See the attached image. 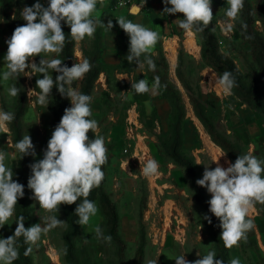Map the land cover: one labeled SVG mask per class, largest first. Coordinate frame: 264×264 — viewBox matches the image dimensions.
<instances>
[{"label": "rangeland", "instance_id": "obj_1", "mask_svg": "<svg viewBox=\"0 0 264 264\" xmlns=\"http://www.w3.org/2000/svg\"><path fill=\"white\" fill-rule=\"evenodd\" d=\"M220 1L223 5L212 0L214 18L208 27L215 35L220 56L232 62L239 83L253 94L256 86L264 85V0H245L244 7L247 8L244 16L241 11L233 31L228 34L223 32L221 23L226 19L224 13L228 5L226 0ZM34 3L36 0H4L3 13L0 12V110L14 113L18 102H23L21 113L18 116L14 114L22 138L28 133L35 146L36 155H28V179L31 175L30 165L43 158L55 128V110L62 99L67 98L53 88L48 106L36 103V96H32L29 102L27 91L35 89L36 80L43 78L39 73L31 77L21 73L18 79L2 80L6 41L16 27L26 24L20 14L22 9ZM40 3L47 7V0H40ZM170 17V35L174 37L172 48L175 45L177 49V63L181 55L180 75L176 65L169 68L162 52L151 55L156 63L154 72L145 65L141 73L136 70V64L134 70L129 72L106 68L99 60L100 30L96 29L93 37L86 36L83 40L87 47L83 50L82 59L93 60L97 68L94 72L90 71L96 75L87 93L92 97V116L89 119L98 122V130L93 133L95 137H105L108 150V161L102 166L105 177L100 188L108 194L117 212L116 224L113 221L107 224L97 194L93 201L99 209L97 216L91 219L88 226L79 225L75 243L78 247H85V255L90 257L89 264H132L140 244L141 227L145 232L143 264L156 260L157 264H175L174 259L181 255L187 261H194L199 258L197 254L203 256L208 251H215L218 259L217 233L204 219L207 211L197 201L192 179L185 166L177 162L175 155L192 160L200 178L204 168L214 169L217 166L214 160L223 154L226 155L219 158V164L228 167L227 161L234 163L235 157L229 155L213 138V131L218 139L228 140L239 148L240 155L251 153L264 160V112L253 104L254 96L245 97L234 91L225 96L219 86H214L216 78L222 73L203 60L200 37L194 33V44L191 45L187 40L188 35L174 23L183 17L179 13ZM241 22L247 25L246 29L241 27ZM68 29L70 32L69 26ZM245 30L248 32L245 33ZM41 56L55 58L57 54L42 53ZM72 56L66 65L68 67L80 61L75 55L74 40ZM58 58L62 60V53ZM33 59L38 64L41 57L30 58L29 63ZM50 74L53 79L58 75L54 71H50ZM157 76L161 85H166L162 91L167 99L170 94L171 112L170 108L167 112H160V105L154 101L158 91L154 95L132 91V81L146 79L151 85ZM85 77L86 74L83 79L74 81L71 87L83 93ZM183 80L192 85L190 91L186 90ZM13 84L20 89L17 97L7 93V88ZM190 96L199 100V103L194 100L196 108L205 115L208 124L196 115ZM67 100L68 107H71L70 100ZM10 125L0 128V150L7 153L5 163L12 167L15 180L19 154L13 146L15 142ZM144 152H147L149 159L158 162V175L148 178L142 174ZM204 190L211 199V194L206 188ZM32 197L29 189L27 204L30 226L42 223L40 217L49 215L40 209L39 203ZM63 206H59L58 213L51 214L66 222ZM250 218L254 221V228L247 233L246 240L228 249L229 258H239L241 264H264V205L257 202ZM97 224L105 236L112 237L111 242L96 238L93 227ZM13 228L14 215L2 229L8 237L14 234ZM65 230L66 223L43 234L32 246L35 264H67L63 240Z\"/></svg>", "mask_w": 264, "mask_h": 264}, {"label": "clouds", "instance_id": "obj_2", "mask_svg": "<svg viewBox=\"0 0 264 264\" xmlns=\"http://www.w3.org/2000/svg\"><path fill=\"white\" fill-rule=\"evenodd\" d=\"M162 2L165 5L162 16L183 14L184 18H178L174 23L189 36L203 32L213 21L212 0ZM97 3L98 0H47L45 7L40 0H36V3L30 7L25 6L20 13L26 24L16 27L6 41L7 52L3 57L5 70L2 72V80L7 82L10 79H18L21 73L28 77L36 73L42 74L43 78L36 80V88L27 91L29 102L32 96H36V103L48 106L52 89L56 88L61 96L70 100L71 107L64 109V114L47 142L43 158L30 165L31 175L27 187L32 191V198L39 203L40 209L49 215L40 217L42 223L27 228L25 217L19 216L14 234L0 238V264H13L18 258L17 241L20 237H23L24 243L28 245L24 253L28 255L43 234L63 226L66 222L51 214L58 213L60 205H72L83 197L75 209L79 218L77 223L82 227L88 226L91 219L98 214V206L87 197L91 190L99 187L104 180L102 166L108 161V150L104 136L97 135L96 138L90 139L88 135L90 131L98 130V122L89 119L92 116V97L71 87L74 81L83 79L92 65L84 58L68 67L58 58L64 50L67 38L62 30V22L67 23L70 36L77 42L84 40L86 36L93 37L98 24L108 30L114 27L112 20H108L105 25L94 18ZM226 4V19L221 23L223 32L228 34L233 31L234 23L245 6V0H226ZM116 22L129 37L125 59L130 64H136V70L141 73L145 65L149 71L154 72L156 63L151 58V52L161 38L160 33L124 16L116 18ZM241 27L246 29L247 25L241 22ZM42 53H55L57 56L46 58L41 56ZM37 56L41 57L38 64L34 59L29 63L30 58ZM50 71L58 73L55 79ZM214 86H219L223 94L228 96L238 85L232 72L225 71L216 78ZM161 87L158 76L151 85L146 79L132 81L131 84L132 91L136 94L154 95ZM7 93L11 97H17L20 89L13 84L7 88ZM14 119L13 112L0 110V128L6 127ZM13 146L21 154V158L36 155L35 146L28 133ZM224 155L226 154L221 156ZM6 157L7 153L0 150V228L13 217L18 200L24 196V185L13 179L14 173L12 167L6 165ZM219 158L214 160L217 164L214 169L204 168L203 176L196 180V184L206 188L211 194L208 201L209 212L219 219V227L222 230L220 240L226 248L231 249L246 240L247 233L254 228V221L250 218L254 205L257 202L264 204V160L251 153L242 154L237 156L234 163L227 161L228 167L225 168L219 164ZM141 172L148 178L158 175V162L148 159L141 167ZM204 219L209 224L212 223L209 216L205 215ZM93 232L98 240L111 242L112 237L105 236L98 224L93 227ZM197 256L199 258L194 261H187L184 255L178 256L174 259L175 264H225L222 259L216 258L215 251ZM149 264H157V260L149 261ZM228 264H241V261L239 258H233Z\"/></svg>", "mask_w": 264, "mask_h": 264}, {"label": "trees", "instance_id": "obj_3", "mask_svg": "<svg viewBox=\"0 0 264 264\" xmlns=\"http://www.w3.org/2000/svg\"><path fill=\"white\" fill-rule=\"evenodd\" d=\"M217 2L220 5H223V2H221L220 0H217ZM3 3H4V0H2V6H3ZM246 8H247V6L242 9V11H243L242 16H244V11ZM180 15L183 17V14H180ZM62 30L64 31V33L67 37L65 47H64V50L62 52V60H63V63L65 65H68L73 58V56H72L73 39L70 36V32H69L67 23L62 22ZM247 32L248 31L245 30V33H247ZM197 35L200 37V41H201V47H202L201 48V54H202L203 60L207 64L213 66L220 73H224L225 71L232 72V74L236 78L237 85H238L237 87H235L233 89V91L234 92H240L245 97L246 96L250 97V95H253L254 96L253 104L256 107L262 109L264 112V85L256 86V90L254 91L253 94H251L250 90L246 89L245 86H243L239 83L238 75L235 72V69H234L232 62H230L226 58H222L220 56V54L218 53L217 41L215 39V35H214L213 31L209 27H207L203 32H197ZM128 48H129V42H127L125 40V32L123 30H121V32L119 34V49H120V53L123 57L121 69L125 72H129V71L134 70L133 69L134 63L130 64L125 59L126 55L128 54ZM89 61H90V59H89ZM178 61H179V63L177 65L176 71L180 75L181 74V72H180L181 71V67H180L181 55L180 54L178 57ZM90 63L92 65L90 71L91 72L96 71L97 68L95 67V65L93 63V60ZM90 71L88 73H86V77L84 78V81H83V94H86V95H87L88 90L91 87L92 82H93L95 75H96V74H91ZM182 82H183L186 90L190 91L192 85L188 82L185 83L184 80ZM162 88H163V86L159 89L160 93H161V95L166 97L167 95H165L163 93L164 88L163 89ZM168 98H169L168 99L169 102H172L171 98H170V94H168ZM189 98L193 104V109L196 112V115H198V117L205 124H208L207 118L205 117V115L202 112L198 111L196 108V103L197 102L199 103V100L193 99V97H191V96ZM194 100L196 103L194 102ZM200 102H201V100H200ZM171 104L172 103H170V105ZM175 107H177V106L175 105ZM65 108H68L67 98H63L59 104V107L55 110L54 120H53L54 127L59 123L62 115L64 114ZM15 109L16 110L14 113L16 114V116H18L21 113V111L23 110V102L22 101L18 102ZM10 126H11V130H12V133L14 136V142L16 143L22 139L21 130L19 129L17 123H15V119L11 122ZM209 130L212 131V128L210 126H209ZM212 133H213V138L221 144L223 149L229 155L235 157V160H236L237 156L240 155V151H239L240 149L237 148L233 143L229 142L228 140L218 139L216 137V134H214L213 131H212ZM88 135H89L90 139L96 138L95 134L92 131H90L88 133ZM18 154H19V162H18L15 180L24 185V196L18 200V203H17L16 208H15V212H14V217H15V225H16V220L18 219V217L23 215L25 217V221H24L25 227L27 228V227H30V224H31V220H30V216H29V207L27 204L28 193H29V188L27 187V182H28V178H27L28 155L21 158V154L19 152H18ZM175 157H176V160L178 163L185 166L187 173H188V176L192 179V182H193V185L195 188V197H196L197 201L199 203H201L203 205V207L206 209L207 216H209L212 220V223L209 225L211 226L212 230L215 233H217L216 240H217V244H218V259H222L225 262V264H228V262L231 259L229 258L228 248H226L224 246L223 241L220 240V233L222 231L221 228L219 227L220 221L212 213L209 212L208 201L210 199L206 196L204 187H200L196 184V180L200 179V177L198 176L197 172L195 171L193 161L190 160L189 158L181 157L179 155H175ZM97 194L99 195L100 207H101L103 214L105 215L106 223L109 224L111 221H113L114 224H116L117 212L115 209V204L111 201L108 194L100 188V186L94 187L91 190V192L87 198L90 201H94ZM82 200H83V197H81L80 200L77 201V203H74L72 205H65L64 204V206H63V213H64L65 218H66V230H65V233L63 235V240H64V244H65V257H66L67 264H89L90 257H89V255H85V253H86L85 247H78V246H76V243H75V237H76V235L78 233V229H79V224L77 223L79 218L75 214V209H76L78 203L82 202ZM111 215L113 216L112 218H111ZM0 238H7V234L4 232V230L2 228H0ZM144 246H145V232H144V228L141 227L140 244H139V247L135 253L132 264H143ZM17 247H18V251H19V256L13 262V264H35L32 252L28 255L24 254L28 245H26L24 243L23 237H20L18 239ZM84 255H85V257H83ZM121 264H123V262H121Z\"/></svg>", "mask_w": 264, "mask_h": 264}, {"label": "crops", "instance_id": "obj_4", "mask_svg": "<svg viewBox=\"0 0 264 264\" xmlns=\"http://www.w3.org/2000/svg\"><path fill=\"white\" fill-rule=\"evenodd\" d=\"M164 7L165 5L163 4L162 0H153L151 6L147 10H140L139 12L132 14L130 13V8L115 7L113 5V0H98L96 11L93 13L94 18L103 22L105 25L107 24L108 20H112L114 25L111 30H108L106 27L102 26V24L97 25L96 29H99L101 32L99 47L100 63L106 68L122 70L121 65L123 62V57L119 49V34L122 29L117 24L116 18L124 16L133 22L140 23L145 27L150 28L151 30L158 31L161 38L152 49L151 55H156L157 53L162 52L169 65V68H175V65L177 68V49H175V45L174 48H172V39H174V37H171L170 35L171 17L170 15L162 16L161 13ZM0 12L3 13L2 0H0ZM125 40L129 42V37L126 34ZM187 40L191 45L194 44V42L191 43L189 41V35ZM86 47L87 45L83 40L79 42L75 41V55H77L79 60H82V53ZM154 101L157 103V105H160V112H167L168 108H170L171 112V105L168 99L161 95L159 90L157 99H154ZM161 108H163V110H161ZM14 231L15 229L13 228V232Z\"/></svg>", "mask_w": 264, "mask_h": 264}, {"label": "built area", "instance_id": "obj_5", "mask_svg": "<svg viewBox=\"0 0 264 264\" xmlns=\"http://www.w3.org/2000/svg\"><path fill=\"white\" fill-rule=\"evenodd\" d=\"M152 1L153 0H146V3L144 4V0H113V5L115 7L131 8L132 5L139 4L141 10H147L151 6ZM142 157L144 162L149 159L147 152H144Z\"/></svg>", "mask_w": 264, "mask_h": 264}, {"label": "water", "instance_id": "obj_6", "mask_svg": "<svg viewBox=\"0 0 264 264\" xmlns=\"http://www.w3.org/2000/svg\"><path fill=\"white\" fill-rule=\"evenodd\" d=\"M141 10V7L139 4H134L130 8V13L135 14Z\"/></svg>", "mask_w": 264, "mask_h": 264}, {"label": "bare ground", "instance_id": "obj_7", "mask_svg": "<svg viewBox=\"0 0 264 264\" xmlns=\"http://www.w3.org/2000/svg\"><path fill=\"white\" fill-rule=\"evenodd\" d=\"M189 41H190L191 43H193V36H192V35L189 36Z\"/></svg>", "mask_w": 264, "mask_h": 264}]
</instances>
